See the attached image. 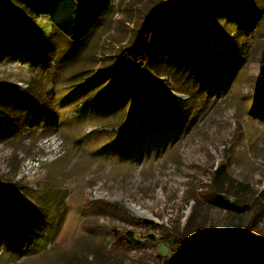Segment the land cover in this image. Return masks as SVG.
Instances as JSON below:
<instances>
[{
    "label": "rangeland",
    "instance_id": "374dc122",
    "mask_svg": "<svg viewBox=\"0 0 264 264\" xmlns=\"http://www.w3.org/2000/svg\"><path fill=\"white\" fill-rule=\"evenodd\" d=\"M162 3L114 0L79 42L0 3L14 37L0 48V186L18 196L0 211V264H162L168 230L264 229V0H201L163 22L138 84L120 55ZM29 212L52 242L38 227L10 247Z\"/></svg>",
    "mask_w": 264,
    "mask_h": 264
},
{
    "label": "trees",
    "instance_id": "16d2710c",
    "mask_svg": "<svg viewBox=\"0 0 264 264\" xmlns=\"http://www.w3.org/2000/svg\"><path fill=\"white\" fill-rule=\"evenodd\" d=\"M5 1L21 4L36 18H46L52 26L51 33L58 31L63 37L79 42L86 38L109 12L114 0H0V3L4 4ZM200 1L163 0L162 4L151 9L137 28V37L134 42L131 46L124 48L120 55V60L123 62L122 69L132 73L130 80L135 79L138 84H144L143 79L147 66L150 64L149 49L151 52L152 44L159 41L160 33L158 30L160 25L169 19H183L189 15L193 17L192 12ZM15 29L18 31V27ZM18 34L20 35L19 31ZM20 37L28 42L21 35ZM9 38L11 40L14 38L9 29L5 31L0 26V48L4 46V41L9 40ZM16 45H19V43ZM261 60L264 63V47ZM13 189L11 184L0 186V211L2 214L5 213L10 216V218L11 215H14V206L18 200V196L15 195ZM51 195H54L52 196L53 200L52 202L47 200L45 212L50 211L54 216L55 214L63 215L67 198L65 191L60 194L57 190L55 194ZM41 216L43 217V213H41ZM36 218L37 214L30 212L23 213L20 216L19 220L15 222L16 232H13V237L10 238L11 230L7 232L10 247H17L21 243L31 241V237L27 239V233L34 232L38 227H44L39 225L44 217L40 218L39 222H36L38 220ZM4 224L5 222L3 226ZM18 224L23 228H20ZM17 228L23 231L21 235L17 233ZM44 229L43 235H46V238L43 237L41 240L47 246L52 242L49 240V234L53 232L52 236L54 237L57 230L47 227H44ZM122 231L127 246L132 240L138 241L135 233L127 229ZM166 233L170 238H163L161 242L169 253L164 255L162 264H204L210 261L214 264L220 261L223 263L229 262L230 264H264V229H257L252 232L250 227H245L241 230L209 231L203 234L202 238H188L183 233L175 230H168ZM134 245L137 244H132L130 247H135ZM10 247L8 246V250H12Z\"/></svg>",
    "mask_w": 264,
    "mask_h": 264
}]
</instances>
